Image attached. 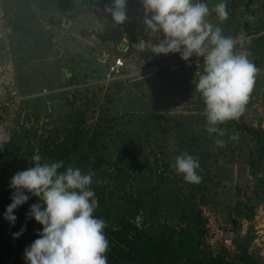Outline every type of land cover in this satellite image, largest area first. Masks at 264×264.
I'll return each instance as SVG.
<instances>
[{"label": "rangeland", "instance_id": "1", "mask_svg": "<svg viewBox=\"0 0 264 264\" xmlns=\"http://www.w3.org/2000/svg\"><path fill=\"white\" fill-rule=\"evenodd\" d=\"M105 2L0 0V175L33 167L39 150L94 173L96 212L111 229L132 238L189 227L207 256L245 249L264 263V0H227L220 24L260 70L244 114L222 125L226 141L238 136L222 149L195 90L203 58L139 49L164 39L146 29L142 0H126L122 25ZM181 152L199 158V185L170 167Z\"/></svg>", "mask_w": 264, "mask_h": 264}, {"label": "clouds", "instance_id": "2", "mask_svg": "<svg viewBox=\"0 0 264 264\" xmlns=\"http://www.w3.org/2000/svg\"><path fill=\"white\" fill-rule=\"evenodd\" d=\"M142 4L145 12L151 13L144 19L146 29L162 33L164 39L156 44L141 41L138 48L147 47L155 55L179 53L184 61L193 55L203 58L195 90L204 102L205 131L215 137L217 148L235 142V133L224 139L227 132L222 125L244 114L260 70L249 60L247 51H235L241 38L223 33L220 24L229 18L227 0H220L211 9L204 0H142ZM105 11L117 25L127 20L126 0H113ZM213 13L220 23L208 19ZM31 161L33 167L17 172L10 180L14 192L4 216L10 224L15 223L14 210L29 199L24 192L39 199L30 207L29 215L42 231L25 249L27 264H108L109 240L104 231L108 225L94 215L99 207L91 187L94 173L71 163L65 166L64 160L48 161L39 150ZM170 167L189 185L202 182L197 156L181 152ZM142 220L141 212L133 223L140 228Z\"/></svg>", "mask_w": 264, "mask_h": 264}, {"label": "trees", "instance_id": "3", "mask_svg": "<svg viewBox=\"0 0 264 264\" xmlns=\"http://www.w3.org/2000/svg\"><path fill=\"white\" fill-rule=\"evenodd\" d=\"M80 1L108 6L105 0ZM13 192L10 179L0 175V264H27L25 249L39 238L37 234L42 231V226L29 215L30 207L39 203V199L24 192L29 199L14 210L17 219L10 224L4 216L12 202ZM94 215L100 218L97 212ZM22 228L23 233L14 238V234L20 233ZM104 231L109 240L108 264H264L245 249L233 255L207 256L199 249L197 231L189 227L162 233L158 237L139 231L131 238L123 230H113L108 226ZM169 257L172 258L171 262Z\"/></svg>", "mask_w": 264, "mask_h": 264}, {"label": "built area", "instance_id": "4", "mask_svg": "<svg viewBox=\"0 0 264 264\" xmlns=\"http://www.w3.org/2000/svg\"><path fill=\"white\" fill-rule=\"evenodd\" d=\"M121 66H122L121 59L118 58L115 61V63L111 66V72L116 73V74L119 73Z\"/></svg>", "mask_w": 264, "mask_h": 264}]
</instances>
